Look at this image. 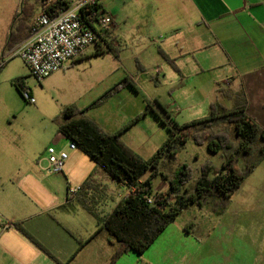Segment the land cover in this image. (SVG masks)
Listing matches in <instances>:
<instances>
[{"label": "rangeland", "instance_id": "rangeland-1", "mask_svg": "<svg viewBox=\"0 0 264 264\" xmlns=\"http://www.w3.org/2000/svg\"><path fill=\"white\" fill-rule=\"evenodd\" d=\"M13 1L18 0H0V5ZM126 42L129 41H113L107 53L99 56H95L96 49L91 48L88 56L74 64L66 75L55 74L42 83L32 76L20 57L5 59L7 66L0 71V180L5 186L9 185L11 178L23 176L30 171L42 179L41 184L35 183L34 191L48 203L53 198L52 193L61 194L65 190L61 195H66L67 179L73 187H79L90 174L96 172L97 175L102 170L80 149L75 150L74 157L70 154L71 150H68L70 159L65 165L64 174L46 173L39 167L38 161L45 155V148L54 144V138L60 137L57 118L69 105L85 110L86 117L111 133L131 123V128L121 140L143 160L153 158L169 136L167 126L161 124L154 112L142 115L148 101L160 111L154 104L157 100L179 125L209 115L213 97L208 104L203 103L205 101L201 99H205V94L199 93L200 104H196V100L189 102L192 101L188 100L192 88L182 89L171 80L163 81V73L155 72L152 67L148 69V75H142L135 60H130ZM158 47L153 46V50L158 51ZM119 52H122L121 58L116 55ZM128 72L138 77V84L141 85L138 93L130 86L111 92L123 82ZM157 78H162L161 83L157 82ZM16 79H22L25 87L32 91L37 101L35 105L24 100L14 84ZM224 91L228 93L230 90ZM179 92L184 93V96L180 98ZM221 102L224 106L230 104L229 99ZM160 113L165 118L163 112ZM138 117L140 119L134 122ZM222 128L229 131L232 142L236 144L238 137L234 127L227 123ZM64 142L67 144L68 140ZM224 159L222 153H211L206 144L199 145L190 140L178 152L175 160L164 159L159 167L164 175L168 174L175 179L181 168L188 165L192 178L187 187H192L200 178L204 166L210 165L219 170ZM151 172L147 175L150 176ZM99 177L100 191L94 193L99 195L109 192L115 195L116 190L110 178L101 174ZM169 189L170 182L162 175L153 178L155 192ZM96 197L99 198L92 197L95 202L98 200ZM87 217L90 218V214L87 213ZM107 236L105 231L101 239L105 241ZM148 250L138 259L181 257L195 259L192 264H207L205 259L208 263L213 259L214 264H225L224 259H232L228 264H239V261L240 264H264L263 168L248 176L228 201L211 198L203 207L191 206Z\"/></svg>", "mask_w": 264, "mask_h": 264}, {"label": "crops", "instance_id": "crops-1", "mask_svg": "<svg viewBox=\"0 0 264 264\" xmlns=\"http://www.w3.org/2000/svg\"><path fill=\"white\" fill-rule=\"evenodd\" d=\"M100 5L114 18L110 45L115 40L121 43L128 40L126 50L142 75H148L150 67L155 72L161 71L163 81L171 80L182 89L192 88L188 100H196V104H200L199 93L205 94L201 100L207 104L212 97L213 103H222L224 90L233 95L242 93L247 114L264 130V0H100ZM1 8L4 9L0 10V64L3 63L0 71L7 66L5 59L12 57L13 51L30 36L40 0L6 2ZM10 33L12 39L7 46ZM157 45L158 51H154L153 46ZM121 54L116 55L121 58ZM87 56L88 52L55 74L66 75ZM132 73L128 72L127 77L140 89L138 77ZM161 80L157 78V82ZM229 103L233 104L231 100ZM65 140L60 134L53 143L64 149ZM70 154L74 157L76 151ZM262 168L264 173V161L255 172ZM99 174H107L104 170L97 172L95 181L100 187ZM11 179L7 186L0 180V213L23 226L34 240L17 226L0 233V264H112L118 244L111 241L110 233L78 202H67L68 179L66 195H61L65 190L61 194L52 193V202L48 203L34 191L35 183L41 184L42 179L30 171ZM110 182L115 195L89 193L92 197L99 196L96 209L101 216L110 214L126 196L124 186L119 187L111 178ZM55 195L58 197L54 198ZM105 231L108 236L104 241L101 235ZM138 258L141 256L130 251L114 264H192L195 260ZM205 260L214 264L213 259L210 263ZM223 261L228 264L233 260Z\"/></svg>", "mask_w": 264, "mask_h": 264}, {"label": "trees", "instance_id": "trees-1", "mask_svg": "<svg viewBox=\"0 0 264 264\" xmlns=\"http://www.w3.org/2000/svg\"><path fill=\"white\" fill-rule=\"evenodd\" d=\"M15 20L14 18L12 26ZM31 29L32 25L29 34ZM11 37L12 33L9 34L7 46ZM108 48H111L110 44ZM106 53L107 50L99 47L95 56ZM14 84L23 97L25 88L23 80L16 79ZM129 86L138 92L134 81L129 77L111 92H118ZM221 94L233 102L231 108L222 105L220 101L215 102L211 105L208 116L183 125L172 119L166 108L157 100L154 103L160 111L148 101L142 115L154 112L169 131L167 141L150 160H143L134 154L121 140L125 132L131 128V123L118 132L107 133L95 121L86 117L85 110H80L75 105L65 107L61 116L57 118L59 132L68 140L74 141L78 149L88 155L99 169L104 170L114 183L119 187L124 186L129 191L116 208L104 216L100 215L96 209V202L89 196L91 191L100 189L95 181L96 172L82 183L75 196L68 197L69 202L76 200L92 214L110 233L111 241L118 244L112 257V264L130 251L140 256L144 255L168 227L191 206L203 207L211 198L223 201L231 199L245 179L264 161V130L247 114L244 95L242 93L233 95L225 91H221ZM160 112H163L165 118ZM139 119L140 117L134 122ZM227 123L234 127L238 137L236 144L232 142L229 131L222 128ZM190 140L199 145L206 144L211 153H222L225 159L219 170L213 169L210 165L204 166L196 184L187 187L192 178L188 165L181 168L175 179L168 174L164 175L159 166L164 159L175 160L178 152ZM149 171H152L150 176L147 175ZM158 175H162L170 182L169 190L162 192L153 190V178ZM16 226L33 239L23 226L20 224Z\"/></svg>", "mask_w": 264, "mask_h": 264}, {"label": "built area", "instance_id": "built-area-1", "mask_svg": "<svg viewBox=\"0 0 264 264\" xmlns=\"http://www.w3.org/2000/svg\"><path fill=\"white\" fill-rule=\"evenodd\" d=\"M113 28L114 18L103 10L100 0H40V11L32 23L30 36L13 51V56L20 57L32 76L42 83L65 69L68 63L84 57L91 48H108ZM23 98L29 104L37 103L27 87L23 90ZM66 148L49 145L39 159V167L46 173L64 174L70 159L68 150H77L78 146L68 140ZM79 190L80 186L69 184L67 202ZM14 228L16 224L0 213V233Z\"/></svg>", "mask_w": 264, "mask_h": 264}]
</instances>
